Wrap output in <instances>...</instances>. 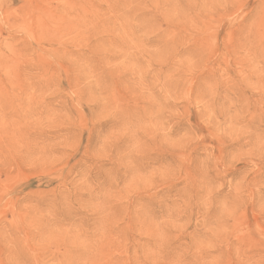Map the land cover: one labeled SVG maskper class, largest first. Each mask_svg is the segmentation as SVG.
<instances>
[{"label": "rangeland", "instance_id": "1", "mask_svg": "<svg viewBox=\"0 0 264 264\" xmlns=\"http://www.w3.org/2000/svg\"><path fill=\"white\" fill-rule=\"evenodd\" d=\"M0 264H264V0H0Z\"/></svg>", "mask_w": 264, "mask_h": 264}]
</instances>
